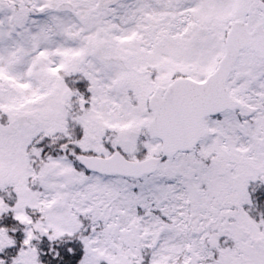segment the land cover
Returning a JSON list of instances; mask_svg holds the SVG:
<instances>
[{"label":"snow or ice","instance_id":"obj_1","mask_svg":"<svg viewBox=\"0 0 264 264\" xmlns=\"http://www.w3.org/2000/svg\"><path fill=\"white\" fill-rule=\"evenodd\" d=\"M0 264H264V0H0Z\"/></svg>","mask_w":264,"mask_h":264}]
</instances>
